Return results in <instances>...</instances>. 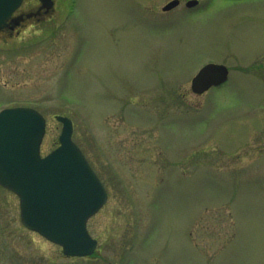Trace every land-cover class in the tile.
Listing matches in <instances>:
<instances>
[{
  "label": "rangeland",
  "instance_id": "1",
  "mask_svg": "<svg viewBox=\"0 0 264 264\" xmlns=\"http://www.w3.org/2000/svg\"><path fill=\"white\" fill-rule=\"evenodd\" d=\"M168 1L54 0L0 32V111L45 115L43 155L70 117L108 191L97 250L71 257L0 184V264H264V0ZM208 61L237 72L196 94Z\"/></svg>",
  "mask_w": 264,
  "mask_h": 264
},
{
  "label": "water",
  "instance_id": "2",
  "mask_svg": "<svg viewBox=\"0 0 264 264\" xmlns=\"http://www.w3.org/2000/svg\"><path fill=\"white\" fill-rule=\"evenodd\" d=\"M21 3L22 0H0V29L8 26L7 20ZM176 4L177 1H172L165 9ZM48 6H52V1ZM221 68L207 65L194 79L193 86ZM58 119L64 124L61 144L42 157L45 117L30 107L0 112V183L20 195L25 225L62 245L67 255H89L98 242L90 235L87 221L103 206L108 195L72 139V120L66 116Z\"/></svg>",
  "mask_w": 264,
  "mask_h": 264
},
{
  "label": "flooded vegetation",
  "instance_id": "3",
  "mask_svg": "<svg viewBox=\"0 0 264 264\" xmlns=\"http://www.w3.org/2000/svg\"><path fill=\"white\" fill-rule=\"evenodd\" d=\"M24 0L23 4L25 3ZM31 1V0H29ZM37 1V8L36 10L32 11H26L23 13H19V14H14L12 16V18L8 21L9 25L6 28H3V30L1 29L0 31H9L11 32L12 30H15L17 28V26H22L24 25V23L26 22L27 18H31L34 16L40 15V14H44V13H48L51 9V7L46 6L44 4V2L42 0H36ZM172 1H177V4L174 6V8L178 7V6H182L183 4V0H169L164 6H166L168 3L172 2ZM189 0H187L185 2V5H187V2ZM163 6V11H165L166 13L172 9H174L173 7L170 10L165 9V7ZM15 28V29H14ZM212 62V61H211ZM216 64H219L222 66L221 69H217V71H215L212 76H206L201 78V80L199 81V83L197 84L196 87H193L192 81H191V89L194 93L196 94H203L204 92L213 89L214 87H222L225 86L228 81L231 78V70H234L235 72H237L236 67H232L230 68L229 66L225 65L224 63H219V62H214ZM252 67H254V69L258 72L260 71V68H263V71H260V75L264 78V60H256L253 64ZM240 68V67H238ZM240 70L243 71V69L240 68ZM198 73V72H197ZM193 80V78H192ZM195 88V89H194ZM196 89L200 90V91H196Z\"/></svg>",
  "mask_w": 264,
  "mask_h": 264
}]
</instances>
